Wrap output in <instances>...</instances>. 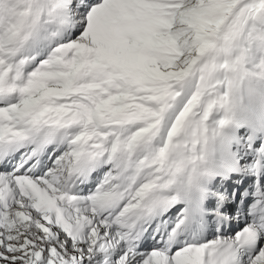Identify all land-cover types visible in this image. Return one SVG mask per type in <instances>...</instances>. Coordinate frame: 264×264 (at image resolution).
<instances>
[{"label": "snow or ice", "instance_id": "obj_1", "mask_svg": "<svg viewBox=\"0 0 264 264\" xmlns=\"http://www.w3.org/2000/svg\"><path fill=\"white\" fill-rule=\"evenodd\" d=\"M245 101L264 0H0V264H264Z\"/></svg>", "mask_w": 264, "mask_h": 264}, {"label": "bare ground", "instance_id": "obj_2", "mask_svg": "<svg viewBox=\"0 0 264 264\" xmlns=\"http://www.w3.org/2000/svg\"><path fill=\"white\" fill-rule=\"evenodd\" d=\"M253 116V118L255 119V127H254V129H252L251 127H249V126H246V127H244V126H240L239 127V129H245V128H247L248 130H249V132L251 133V134H253V136L257 133V132H261V134L262 135H264V122H263V119H264V111H259L257 114H253L252 115ZM230 130L231 131H234L236 134H238L237 133V128L236 127H230Z\"/></svg>", "mask_w": 264, "mask_h": 264}, {"label": "rangeland", "instance_id": "obj_3", "mask_svg": "<svg viewBox=\"0 0 264 264\" xmlns=\"http://www.w3.org/2000/svg\"><path fill=\"white\" fill-rule=\"evenodd\" d=\"M256 110V109H254ZM242 129V128H241ZM241 138L244 137V136H247V132L246 131H243L241 132L240 134H238Z\"/></svg>", "mask_w": 264, "mask_h": 264}]
</instances>
